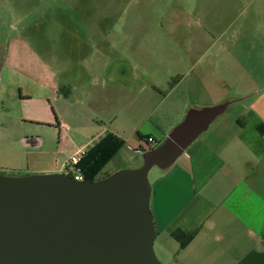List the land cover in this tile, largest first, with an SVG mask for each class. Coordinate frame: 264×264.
<instances>
[{"label":"rangeland","instance_id":"rangeland-1","mask_svg":"<svg viewBox=\"0 0 264 264\" xmlns=\"http://www.w3.org/2000/svg\"><path fill=\"white\" fill-rule=\"evenodd\" d=\"M214 1L29 0L28 14L23 17L21 4H13L18 8L14 16L0 17V101L5 102L6 119L13 121L3 134L16 140L25 132L46 136V129L19 120L20 86L25 85L26 78L37 77L43 63L50 71L44 70L45 76L54 73L61 81L70 76L83 77L85 60L99 65L107 62L109 69L107 75H101H106L104 84L101 79L90 88L93 102L89 106L55 103L61 118L59 124L67 127L62 132L68 137L66 150L89 148L85 144L102 131L110 134L113 129H129L131 121L127 116H118L120 110L133 102L138 121L149 112L146 110L152 103L159 104L182 78L184 84L151 121L170 123L172 100L180 97L187 81L196 76L206 86H214L218 93L233 99L224 117L232 121L244 118L243 123L250 120L252 124L255 119L245 115L251 107L264 120V0H231L230 5L224 0ZM191 32H206L205 42L200 38L188 41ZM194 43L203 45L207 52L192 71L179 62L181 53L174 47ZM192 60L196 58L193 56ZM132 61L139 62L136 70L131 69ZM122 69L126 70L125 76L118 72ZM133 71L138 79L132 77ZM53 114L52 109L47 111L48 117ZM12 144L18 148L16 141ZM126 146L104 167L99 179L125 170L114 171L117 168H138V157L135 159ZM0 173L21 176L9 171ZM158 173L156 167L150 170V185ZM153 248L158 260L165 264Z\"/></svg>","mask_w":264,"mask_h":264},{"label":"crops","instance_id":"crops-1","mask_svg":"<svg viewBox=\"0 0 264 264\" xmlns=\"http://www.w3.org/2000/svg\"><path fill=\"white\" fill-rule=\"evenodd\" d=\"M221 1L215 0L214 3ZM224 1L228 5L231 4V0ZM233 1L237 3L240 0ZM18 2L21 4V17L23 14L26 16L29 0H0V17L14 16L18 8L12 5ZM235 3H232L231 9ZM226 15L229 17V13ZM206 32L201 34L191 32L188 41L200 38L205 42ZM200 45L194 43L174 47V50L179 49L181 53L179 62L189 70L193 71L207 52L203 51L204 47ZM172 52L169 53L170 57ZM193 56L196 60L190 61ZM87 61L84 62L83 69L86 75L83 77L70 76L69 80L61 81L54 73L45 76L44 70L47 73L50 71L43 63L40 74L37 77L26 78L25 85L20 86L19 120L46 129L48 132L46 136L25 132L16 140L3 134L10 129L12 124L10 122L13 121L6 119L8 116L4 109L7 108L5 102L0 101V171L19 175L36 173L67 175L69 169L65 163L69 156L79 149L88 151L109 134L103 131L97 134L85 144L84 147L89 148L66 150L68 137L62 132L67 127L65 124H59L61 118L55 103L64 102L69 107L89 106L93 102L90 88L101 79V84H104L103 76L107 75L109 69L107 62L99 65ZM138 63L132 61L131 69L136 70L139 67ZM125 71L122 69L118 72L125 76ZM103 73L106 75L101 76ZM131 75L138 79L136 71ZM183 82L184 79H180L159 104L152 103L146 110L149 112L138 121L135 117L139 116V113L135 111L133 102L130 103L117 115L129 117L131 127L110 130V134L124 142L121 148L127 144V150L135 154V159L138 157L140 166L144 153L140 149L146 139L151 138L153 141L150 149L156 148L184 119L188 111L229 103L226 110L199 134L168 168L162 170L156 167L160 173L156 174L152 181L150 197V211L156 230L154 241L156 253L165 264H264L262 114L249 107L245 115L255 119L252 124L249 123L250 120L243 123L244 118L232 121L231 118L224 117L230 104L234 102L233 99L218 93L214 86L212 89L209 85L206 86L204 80L196 76L187 81L181 96H175L172 100L170 104L172 115L168 118L170 123L151 121L156 111L168 98L174 96ZM23 87L27 92H23ZM207 87L210 90H207ZM49 109L55 112L53 119L47 116ZM15 141L17 149L12 146ZM120 169L126 168L121 167L114 171ZM177 231L194 233L183 248H180L179 243L172 237V233Z\"/></svg>","mask_w":264,"mask_h":264},{"label":"water","instance_id":"water-1","mask_svg":"<svg viewBox=\"0 0 264 264\" xmlns=\"http://www.w3.org/2000/svg\"><path fill=\"white\" fill-rule=\"evenodd\" d=\"M228 105L188 111L138 168L92 182L0 173V264H162L148 174L168 168Z\"/></svg>","mask_w":264,"mask_h":264},{"label":"trees","instance_id":"trees-1","mask_svg":"<svg viewBox=\"0 0 264 264\" xmlns=\"http://www.w3.org/2000/svg\"><path fill=\"white\" fill-rule=\"evenodd\" d=\"M123 145L124 142L122 140L112 134H108L96 145L86 151V154L81 158L78 166L83 176V182L98 180V175L102 169L110 162ZM193 235L194 233H184L182 231L172 233V237L179 243L180 248L185 247L192 239Z\"/></svg>","mask_w":264,"mask_h":264},{"label":"built area","instance_id":"built-area-1","mask_svg":"<svg viewBox=\"0 0 264 264\" xmlns=\"http://www.w3.org/2000/svg\"><path fill=\"white\" fill-rule=\"evenodd\" d=\"M153 144L151 138L146 139L141 145V151L150 150L149 146ZM86 154L85 149H79L74 154L68 157L65 165L69 169L68 175L71 176L75 181L82 182L83 176L80 169L78 168L81 158Z\"/></svg>","mask_w":264,"mask_h":264}]
</instances>
